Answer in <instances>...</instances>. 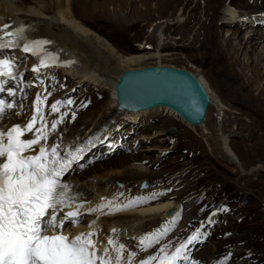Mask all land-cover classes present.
I'll list each match as a JSON object with an SVG mask.
<instances>
[{
	"label": "rangeland",
	"instance_id": "1",
	"mask_svg": "<svg viewBox=\"0 0 264 264\" xmlns=\"http://www.w3.org/2000/svg\"><path fill=\"white\" fill-rule=\"evenodd\" d=\"M73 1L77 19L107 39L121 55L130 56L136 51L140 52L143 47L147 53L157 51L161 55H170L162 59H146L131 65L130 69L161 64L188 70L203 77L211 95L222 100L229 112L222 117L218 115L217 109L210 107L206 123L209 135H205L203 129L193 130L176 117L162 116L160 112L155 117L149 114L133 119L129 116L131 114H123L124 112H108L111 103L110 91H100L96 87L88 86L89 83L75 90V83L68 79L64 82L66 91L87 102L85 104L88 109L77 124L64 131L77 130L76 133L89 134L107 123L109 124L102 129L101 136L106 132L112 133L119 127L126 131L112 153L95 157L82 166L70 169L66 176L69 178L81 175L98 162H106L107 159L141 157L146 160L142 165L148 170L142 180L147 181L149 187L140 190L142 180L136 179L126 181L128 186L124 181H116L115 184L130 194L140 191L155 192L162 188V192L166 196L170 195L168 197L173 198L171 201L181 208L177 222L161 238L164 240L167 236H176L180 241L176 245L163 244L160 247L159 240V243L147 251H142L141 239H138L139 243L130 240L135 245L132 250L140 252L141 259L151 252L154 255L160 254L158 249L165 246L171 254L181 244H187V260L180 262L181 264H188V261L201 264L202 259H205L203 264H220L221 261H226V264H248V258H252L250 264H264V117L250 113V109L264 108V105L252 104L244 95L239 94L237 83L214 71L201 48L212 31L208 27L209 18L216 17L215 14L221 9L219 4L210 0ZM252 2L253 0H238L236 6L229 7L242 19L252 23L242 31L245 38L258 27L256 23L259 20L264 22V11L258 12L253 5L248 8L247 4L251 5ZM222 19H214V24H224L230 17ZM260 29L264 31V26L260 25ZM233 30L225 24L218 31L222 47ZM239 58L243 59V56L239 55ZM252 66L251 63L246 73L248 77L254 78L256 74L252 72ZM47 78L49 81L53 80ZM57 79L61 81V78ZM256 89L254 97L263 98L264 80L260 81ZM145 118H149L147 124L142 123ZM101 119L103 122L97 124ZM117 121L119 122L116 124ZM133 122L139 124L135 127L127 124ZM172 128L176 129L174 135L169 133ZM223 137L228 139L230 147L241 160V169L233 165L222 150ZM95 138L97 136L94 137L97 140ZM260 165L263 168L256 170ZM135 166L132 163L126 165L127 168ZM88 179L96 181L99 174H91ZM115 223H118L115 226L119 230L128 226L133 234L136 227L139 229L147 222L134 219L116 220ZM155 228L158 227L145 228L147 230L144 233ZM197 233V239L188 244V240ZM136 234L131 236L135 237ZM222 250L233 254L245 252L247 255L243 254L244 257L238 260L224 258L216 262L215 258Z\"/></svg>",
	"mask_w": 264,
	"mask_h": 264
},
{
	"label": "bare ground",
	"instance_id": "2",
	"mask_svg": "<svg viewBox=\"0 0 264 264\" xmlns=\"http://www.w3.org/2000/svg\"><path fill=\"white\" fill-rule=\"evenodd\" d=\"M85 1L89 3L91 0ZM108 1L115 2L117 0ZM118 1L122 2L124 0ZM237 1L238 0H210V2L219 4L221 9L215 14L216 17L209 18L210 24L208 27L212 28V31L210 35L208 34L201 48L204 50L203 52L205 53L206 59L210 61L214 71L223 75L225 79L227 78L229 80L230 78L235 81L238 85L237 91H240L239 94L244 95L252 104L261 106L264 105V97L256 98L253 94L254 91H257L256 87L259 85L260 81L264 80V31L260 29V25L264 26V22L261 20L258 22L256 21L258 27L252 30L251 34L245 38L242 35V31L250 27L249 25L251 22L242 19L234 9H229L232 5L236 6L237 4L235 3ZM74 5L75 2L73 0H0V29H4L5 25L9 26L6 29L7 32L9 30L15 32L17 29L23 28L24 32L21 40L24 44L48 41V43L44 45L43 54L46 53L49 56H55L58 60L53 63L48 71L44 72L43 77L53 79L59 77L61 78V82L68 81L69 79L77 86H73L75 90L89 83L88 86L96 87L100 91H110L111 103L107 111L118 113L116 110L117 97L115 86L119 76H121L126 69L129 68V70H131V65H136L152 57H161L162 59L170 55H161V53L157 51L154 53H147L144 47L142 49L140 48V52L136 51L130 56L121 55L107 39L101 37L77 19ZM252 5L258 12L264 11V0H253L251 5L247 4L248 8L252 7ZM223 7H225V9H223ZM222 17H230V20H227L224 24H218L219 22L214 24V19L223 20ZM225 24L234 30L227 36L225 44H223L224 47H222L221 37L218 31ZM254 54H256V57L253 58ZM239 55H242L243 59H240ZM251 63L253 64L252 72L256 74L255 77L253 76L254 78L248 77L246 73ZM29 66H31V63ZM27 76L32 77L33 75L28 73ZM197 77L210 95V107L217 109L218 115L224 117L226 112H229V108L224 105L222 100L211 95L203 77L199 75ZM33 78L36 79V76ZM20 80L25 82L26 76L20 75ZM159 112L162 116L171 115L182 121L175 112L166 107H157L152 110L138 113L124 112L123 114H131L129 116L133 119L149 114L151 117H155L159 115ZM250 113H252L253 116L263 118L264 108L258 107L250 109ZM207 116L204 123L199 126L182 122L193 130L203 129L204 134L209 135L206 125L208 121ZM148 121L149 118H145L142 123L147 124ZM102 122L103 119L99 120L97 124ZM118 122L119 121H117L116 124ZM11 124L12 122L6 124V121L0 123V132H6ZM107 124L102 126V128L96 127L97 129L89 134L85 132L76 133L77 130L64 132L63 129L58 134L54 135L55 142L59 140L63 141V147L66 149L65 154L77 147H83L85 149L83 157L78 162L73 163L71 169L80 165L82 166L95 157H102L103 155L113 152L114 146L122 140L121 136L124 135L126 130L121 127L117 128V130H113L116 127L115 125V127L112 128V133L106 132V134L101 136L102 129ZM127 124L131 125V127H135L139 122ZM72 125H75V123H72ZM111 126L112 125H110L109 128H111ZM87 135L89 137H86ZM95 136H97V138H95L97 140H94ZM222 140V150L233 162L232 164L241 169L242 162L230 147L228 139L223 137ZM49 144H52V141H50ZM46 146H48V144H46ZM143 161L145 162L146 160L141 157L130 158V156L123 157L120 160L107 159L106 162H98L92 169L81 175L69 177L68 180V184L76 189L75 192L78 195L76 201L83 205L79 209L81 213L79 217L81 222L84 221L85 226L90 230H103V233L108 232L110 234H112L113 230L116 231L115 236L122 237V241L128 246L130 245L131 249L135 246L132 241H137V243H139L138 239L161 232L165 227L169 229L171 227L173 228L181 210L176 203L171 201L173 198L168 197L170 195L166 196V193L162 192V188L156 189L155 192L145 191L141 193L140 191L130 194L115 184L116 181H124V184L127 185L125 182L128 180H142V178H144L142 176L147 174L148 171L147 168L142 165L144 163ZM129 163L136 164V166L134 168H127L126 165ZM258 168H263V166L260 165L255 169L258 170ZM104 171L107 172L103 173ZM91 174H99V179L96 181H89L88 177L91 176ZM106 177L108 179H105ZM176 197H179V195ZM137 198H141V202L135 206H129V202L135 201ZM107 201H113L114 208L120 207L124 210L116 211L112 214H109L107 208L104 209L103 212H90V217L85 220V213L87 211L96 209L99 205ZM143 201L147 202L145 203ZM134 219L139 221L143 220L147 223L139 227V229L136 227V231H134L133 234H131V230L127 228L128 226H123L120 230L115 226L118 225V223H115L116 220L131 221ZM152 226H157L158 230L155 228L153 231L144 233V231L147 230L145 228H152ZM134 233L140 234L139 236L136 234L137 237H132ZM178 242L180 241L176 236H167L164 240H161L160 247H162L163 244L171 246L176 245ZM243 254L246 253L240 252L233 254L222 250L217 254L215 261L218 262L224 258L238 260L244 257ZM153 255L154 254L151 252L145 256L151 257ZM185 260H187V257L183 259V261L179 260L178 264L185 262ZM204 261L205 259H202L201 264H203ZM251 262L252 258H248V264ZM155 264H159V261H155Z\"/></svg>",
	"mask_w": 264,
	"mask_h": 264
},
{
	"label": "snow or ice",
	"instance_id": "3",
	"mask_svg": "<svg viewBox=\"0 0 264 264\" xmlns=\"http://www.w3.org/2000/svg\"><path fill=\"white\" fill-rule=\"evenodd\" d=\"M8 27L5 25L4 29H0V50L20 46L24 29L7 32ZM47 43L48 41L25 43L22 50L40 55ZM57 60V57L45 53L41 55L40 66L33 68V71L39 72L40 68L48 67L50 61ZM17 73L18 69L13 61L0 59V77L16 79ZM3 91L4 85L0 83V92ZM9 94L14 95L11 91ZM41 103L43 101L37 97V105ZM66 103L71 104L72 101L68 100ZM12 108V103L0 99V119ZM51 111H59L56 104L51 106ZM37 113L40 116V127L35 130L34 138L22 137L26 132H31L33 126L37 124L36 115L23 128L16 125L6 133L0 132V159L3 160L0 163V264H114L107 249L100 252L96 248L92 239L96 235L95 232L70 239L61 231L66 219L72 223L80 222L79 209L82 204H75L76 210L64 212V209L74 206L77 196L72 192V186L64 182L63 177L73 163L83 157L85 149L77 147L66 154H61L59 145L49 149L45 144H41L42 140L48 139V133L45 131L47 125L43 123V113L39 107ZM61 122L63 116L52 124V130L54 131ZM36 145H40L38 151ZM30 152L37 154L26 155ZM140 202L141 198H137L130 201L129 206H135ZM106 208L109 214L124 210L120 207L114 208L113 201H107L89 211L103 212ZM61 212H64L63 216H60ZM168 231L169 228L165 227L161 232L142 238L141 250L147 251L159 243ZM198 235L193 234L187 243H192ZM108 244L115 250L118 264L119 259L123 257L124 246L117 247L113 240H109ZM186 248L187 244H181L169 254L165 246L159 249L162 255H153L141 264H153V261H159V264H177V261L186 258ZM132 255L134 257L135 253ZM188 264L193 262L188 261ZM220 264H226V261H221Z\"/></svg>",
	"mask_w": 264,
	"mask_h": 264
},
{
	"label": "water",
	"instance_id": "4",
	"mask_svg": "<svg viewBox=\"0 0 264 264\" xmlns=\"http://www.w3.org/2000/svg\"><path fill=\"white\" fill-rule=\"evenodd\" d=\"M116 110L138 113L166 107L183 122L202 125L211 105V98L200 79L192 72L170 66H149L124 71L117 79ZM176 134V129L169 132ZM148 182L142 180L140 190Z\"/></svg>",
	"mask_w": 264,
	"mask_h": 264
}]
</instances>
